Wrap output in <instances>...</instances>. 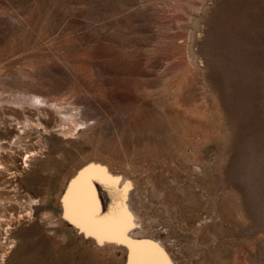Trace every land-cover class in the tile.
<instances>
[{"label": "rangeland", "instance_id": "obj_1", "mask_svg": "<svg viewBox=\"0 0 264 264\" xmlns=\"http://www.w3.org/2000/svg\"><path fill=\"white\" fill-rule=\"evenodd\" d=\"M89 170L136 246L66 218ZM136 247L264 264V0H0V264Z\"/></svg>", "mask_w": 264, "mask_h": 264}, {"label": "water", "instance_id": "obj_2", "mask_svg": "<svg viewBox=\"0 0 264 264\" xmlns=\"http://www.w3.org/2000/svg\"><path fill=\"white\" fill-rule=\"evenodd\" d=\"M95 176V172L92 170L85 171L72 182L65 198V206L67 202L68 210V213H65L66 218L72 225L99 240L108 238L125 243L129 247L134 244L136 246V243L139 242L128 241L119 230L118 232L113 226L105 224V218L99 216L101 203L94 183ZM81 201L88 202L89 206L82 216L77 213Z\"/></svg>", "mask_w": 264, "mask_h": 264}, {"label": "bare ground", "instance_id": "obj_3", "mask_svg": "<svg viewBox=\"0 0 264 264\" xmlns=\"http://www.w3.org/2000/svg\"><path fill=\"white\" fill-rule=\"evenodd\" d=\"M84 203H85V207L83 206ZM88 208H89L88 202H83L82 201L80 203L79 207L77 208V213L79 212V209H80V213L79 214H81V216H82V213L87 211ZM66 213H68L67 202H66ZM136 248L135 249L138 250L140 254L139 253H137V255L135 254V256H134V258H135L134 262L135 263L134 264H148V261H154L155 264H160L159 261H158L159 259L157 258L156 254L153 253V251L150 248H147V247H142V248H139V249H138V247H136Z\"/></svg>", "mask_w": 264, "mask_h": 264}, {"label": "snow or ice", "instance_id": "obj_4", "mask_svg": "<svg viewBox=\"0 0 264 264\" xmlns=\"http://www.w3.org/2000/svg\"><path fill=\"white\" fill-rule=\"evenodd\" d=\"M148 264H155L154 261H148Z\"/></svg>", "mask_w": 264, "mask_h": 264}]
</instances>
